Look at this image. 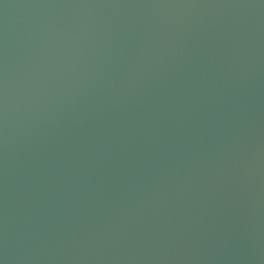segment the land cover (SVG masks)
Segmentation results:
<instances>
[{
    "label": "water",
    "instance_id": "1",
    "mask_svg": "<svg viewBox=\"0 0 264 264\" xmlns=\"http://www.w3.org/2000/svg\"><path fill=\"white\" fill-rule=\"evenodd\" d=\"M0 264H264V0H0Z\"/></svg>",
    "mask_w": 264,
    "mask_h": 264
}]
</instances>
